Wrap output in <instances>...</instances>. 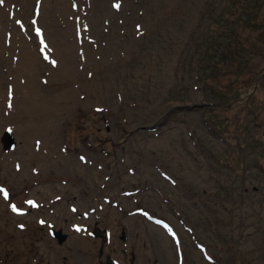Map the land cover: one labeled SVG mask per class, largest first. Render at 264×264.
Returning <instances> with one entry per match:
<instances>
[{
	"label": "rangeland",
	"instance_id": "1",
	"mask_svg": "<svg viewBox=\"0 0 264 264\" xmlns=\"http://www.w3.org/2000/svg\"><path fill=\"white\" fill-rule=\"evenodd\" d=\"M14 44L54 132L0 107V264H264V0H2Z\"/></svg>",
	"mask_w": 264,
	"mask_h": 264
},
{
	"label": "bare ground",
	"instance_id": "2",
	"mask_svg": "<svg viewBox=\"0 0 264 264\" xmlns=\"http://www.w3.org/2000/svg\"><path fill=\"white\" fill-rule=\"evenodd\" d=\"M43 34H44V31H43ZM21 42L23 43L24 42V37H20L19 40L17 39H14V42L18 43ZM2 47H0V53L2 51ZM11 52L13 53L12 55V59H11V62L9 63V67H10V71L12 72L13 74V77H12V81L7 85V86H4V83L2 82V79L0 78V107H1V110L3 111V113L6 115V120H9V121H12V122H17L19 121L21 124H22V127L16 125V134L19 133V135L23 133V131L25 133H27L28 135L24 136L22 138V141L20 144V149L21 151L27 153L30 158L28 157L27 160H29V162L31 163H34V160L33 158L36 157V156H39V159L41 158V156L39 154H35L34 151H32L33 149L30 148L29 144H30V138L29 136L31 135H37L38 133L41 134V129L42 128H45V130L48 131V133L50 134V136H52V133L54 132V124H49V125H45V124H41L39 123V121L36 120V122L34 124H32L31 128L28 129V128H24L25 127V123H24V119L26 117H28L29 115V111L26 109V106L30 105L32 103L30 97L26 94L24 95H20L19 94V91H20V88L22 87L23 89H26L24 88L23 86L24 85H29V84H32V85H35V78L34 76L30 78H27L29 77L28 75V69H27V66L31 65L32 64V53H31V48L30 47H24V46H21L19 47L18 45L14 44L11 48ZM40 59V58H39ZM66 60H68L69 62L73 61V59L71 58V55H70V58H67ZM43 63V62H42ZM71 64V63H70ZM71 69V68H70ZM30 70V69H29ZM31 71V70H30ZM42 72V71H41ZM71 72V71H70ZM31 73V72H30ZM43 73V72H42ZM34 74V73H32ZM71 76V75H70ZM87 80V79H86ZM90 80V79H88ZM92 81V80H91ZM85 83V82H84ZM35 86H38L37 83ZM40 86V85H39ZM27 87V86H25ZM32 87V86H31ZM34 87V86H33ZM89 87V86H88ZM35 88V87H34ZM22 90V89H21ZM31 90V88L29 87V91ZM35 91V89H34ZM34 91H32L31 93H33ZM25 92H28V89L25 90ZM36 92V91H35ZM18 93V94H17ZM21 93V91H20ZM34 94V93H33ZM34 95H32L33 97ZM31 97V98H32ZM39 100H41L43 102V99L42 97L39 98ZM46 102V101H45ZM43 102V103H45ZM26 104V105H25ZM23 105V106H22ZM40 106L42 104H39ZM24 107V108H23ZM12 108L13 110H11V114L8 112L10 109ZM40 108V107H39ZM38 109V108H36ZM55 119V118H54ZM8 121V123L6 125H12L10 122ZM43 148L42 150L40 151V153L42 154H49L50 152L54 151L56 149V147H58L59 145V142L57 143V139H55V137L51 138V139H48V138H45V134L43 133ZM36 137V136H35ZM38 137V136H37ZM40 137V136H39ZM31 139H35V138H31ZM45 140V141H44ZM53 140H56V142L54 143ZM32 143H33V140H32ZM54 143V144H53ZM59 148V147H58ZM19 149V150H20ZM59 150V149H58ZM63 152V151H61ZM24 153V154H25ZM38 153V152H37ZM64 154V153H63ZM25 156V155H24ZM52 156V155H51ZM27 157V156H26ZM47 157V156H46ZM60 157V156H59ZM64 157V156H63ZM22 158V156L20 157ZM53 158V157H52ZM65 158V157H64ZM63 159V158H62ZM66 159V158H65ZM23 160V159H22ZM26 160V159H25ZM44 161V159H42ZM51 159H49V163H48V167L51 166V165H59V162H50ZM53 160V159H52ZM17 161V160H16ZM15 161V162H16ZM8 162H10V160L8 159L7 162H5V164H9ZM44 162H48L47 161H44ZM30 163V164H31ZM19 164V162H18ZM3 166V164L1 165ZM33 166H37L38 167V172L37 173H41L42 171H47V164L46 163H40L37 162L36 165H32ZM14 168V167H13ZM49 169V168H48ZM13 170V169H12ZM6 171V170H5ZM9 171V170H8ZM13 173V172H12ZM48 174V173H46ZM39 175V174H38ZM3 177V176H2ZM10 201V200H9ZM18 200L15 199V203L12 201V205L15 204V207L17 208L18 207ZM8 203V202H7ZM21 203V202H20ZM4 205V204H3ZM4 207V206H3ZM20 207V206H19ZM9 208V207H8ZM8 210V209H7ZM5 214V213H4ZM2 215V214H1ZM85 241V240H83ZM44 243V242H43ZM51 246V245H50ZM45 249V248H44ZM49 251V250H48ZM47 251V252H48ZM45 252V251H44ZM47 255V254H46Z\"/></svg>",
	"mask_w": 264,
	"mask_h": 264
},
{
	"label": "water",
	"instance_id": "3",
	"mask_svg": "<svg viewBox=\"0 0 264 264\" xmlns=\"http://www.w3.org/2000/svg\"><path fill=\"white\" fill-rule=\"evenodd\" d=\"M10 142H11V144L13 143L11 139H10ZM106 262H107L108 264H116L115 261L113 260V258H112L110 255H108V256L106 257Z\"/></svg>",
	"mask_w": 264,
	"mask_h": 264
},
{
	"label": "snow or ice",
	"instance_id": "4",
	"mask_svg": "<svg viewBox=\"0 0 264 264\" xmlns=\"http://www.w3.org/2000/svg\"><path fill=\"white\" fill-rule=\"evenodd\" d=\"M0 2H2V0H0ZM37 31H39V30H37ZM53 63H55V62L53 61ZM4 195H5V197H7V193L6 192L4 193ZM29 203H31V202H29ZM13 210H16L15 205H13Z\"/></svg>",
	"mask_w": 264,
	"mask_h": 264
}]
</instances>
